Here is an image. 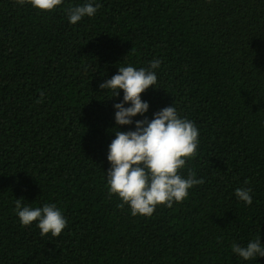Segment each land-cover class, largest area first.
<instances>
[{
  "label": "trees",
  "instance_id": "16d2710c",
  "mask_svg": "<svg viewBox=\"0 0 264 264\" xmlns=\"http://www.w3.org/2000/svg\"><path fill=\"white\" fill-rule=\"evenodd\" d=\"M83 2L40 12L0 0V264H264L231 252L264 243V0H100L70 24L64 8ZM153 58L160 88L142 93L146 115L175 103L196 124L182 174L203 183L133 216L105 187L123 92L108 99L99 84ZM242 187L251 205L235 197ZM17 199L56 203L67 227L53 238L22 226Z\"/></svg>",
  "mask_w": 264,
  "mask_h": 264
},
{
  "label": "clouds",
  "instance_id": "9594fccd",
  "mask_svg": "<svg viewBox=\"0 0 264 264\" xmlns=\"http://www.w3.org/2000/svg\"><path fill=\"white\" fill-rule=\"evenodd\" d=\"M23 6L28 3L40 12H51L63 4V0H16ZM102 7L100 0H85L64 8L70 24H77L84 18H92ZM161 60L153 58L147 66L132 64L121 66L116 74L99 84L101 92L110 98L122 100L113 104L115 131L114 138L107 147L109 168L105 173V187L109 198L116 196L128 206L133 216L150 217L160 205L172 207L189 196V191L203 183L189 171L182 174L188 160L197 154L200 140L199 129L187 116L182 115L175 103L153 112L149 118V102L142 99L147 89L158 87V70ZM44 93L41 92L42 102ZM137 116L142 119H135ZM123 126L129 130L123 131ZM134 126V127H133ZM247 184V181H245ZM238 201L246 205L253 203L250 187L236 188ZM15 215L22 226H32L40 230L41 236L58 237L67 227V218L56 203L42 206L22 204L17 199ZM260 235L249 239L246 244L233 241L231 252L242 261L264 257V243Z\"/></svg>",
  "mask_w": 264,
  "mask_h": 264
}]
</instances>
